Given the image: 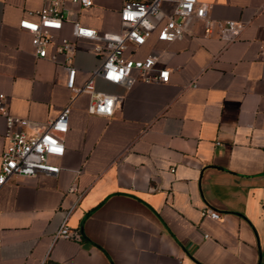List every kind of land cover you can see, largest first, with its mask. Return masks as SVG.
<instances>
[{
	"label": "crops",
	"instance_id": "crops-1",
	"mask_svg": "<svg viewBox=\"0 0 264 264\" xmlns=\"http://www.w3.org/2000/svg\"><path fill=\"white\" fill-rule=\"evenodd\" d=\"M201 1L209 33L192 18L179 38L153 30L134 47L135 57L159 50L166 81L94 77L117 95L104 116L86 111L87 94L69 97L60 59L33 52L17 26L44 0H0L5 111L39 125L69 105L64 152L52 158L59 172L14 174L0 186V264H264V0ZM91 2L64 0L62 11L118 30L122 0ZM223 19L242 22L233 40L219 31ZM69 28L64 20L58 34ZM69 59L76 83L97 62L78 46ZM4 128L0 114V151ZM204 205L219 217L201 215ZM63 218L77 237H53Z\"/></svg>",
	"mask_w": 264,
	"mask_h": 264
},
{
	"label": "built area",
	"instance_id": "built-area-1",
	"mask_svg": "<svg viewBox=\"0 0 264 264\" xmlns=\"http://www.w3.org/2000/svg\"><path fill=\"white\" fill-rule=\"evenodd\" d=\"M68 1L79 8L92 4L91 0ZM164 1L122 0L117 9L119 28L115 31L82 24L75 10L65 8L63 13L64 0H44L39 8L30 12L34 17L20 18L17 26L29 32L33 52L60 59L70 98L85 93L88 96L86 111L108 116L113 111L117 95L95 88V76L124 86L136 80L166 81L168 69L155 66L159 50L152 47L142 57H135L132 55L134 47L144 43L153 30L157 32V38L165 42L179 38L187 32L192 18L204 21V34L211 31L214 20L208 14L207 3L201 0H173L171 8L165 10L162 6ZM64 20L70 22L69 36L58 34ZM218 23L226 41L233 40L242 27L240 20L223 19ZM77 46L90 51L97 59L81 83H76L77 68L69 59ZM4 101V94L0 92V114L4 119L3 136L6 140L0 151V186L14 174H57L60 166L52 158L64 152L63 135L68 127L69 105H62L53 117L38 125L26 117L7 113ZM26 126L37 128L28 133L23 129ZM200 214L219 217V212L209 205L202 206ZM58 236L70 238L78 234L68 227L63 218L53 234V237ZM202 236H207V233L203 232Z\"/></svg>",
	"mask_w": 264,
	"mask_h": 264
}]
</instances>
